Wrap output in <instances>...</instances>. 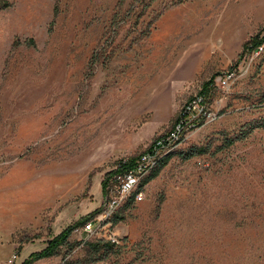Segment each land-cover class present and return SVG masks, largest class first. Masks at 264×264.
Masks as SVG:
<instances>
[{
    "label": "rangeland",
    "instance_id": "obj_1",
    "mask_svg": "<svg viewBox=\"0 0 264 264\" xmlns=\"http://www.w3.org/2000/svg\"><path fill=\"white\" fill-rule=\"evenodd\" d=\"M6 1L0 264H21L99 209L96 225L106 173L166 131L210 79L213 119L188 133L144 199L94 236L77 227L32 264H264V43L239 57L264 25V0H156L145 10L136 0ZM193 147L202 152L184 158ZM110 238L92 261L89 243Z\"/></svg>",
    "mask_w": 264,
    "mask_h": 264
},
{
    "label": "built area",
    "instance_id": "obj_2",
    "mask_svg": "<svg viewBox=\"0 0 264 264\" xmlns=\"http://www.w3.org/2000/svg\"><path fill=\"white\" fill-rule=\"evenodd\" d=\"M261 49V47H259ZM226 78H215L216 86L226 82ZM208 102L204 94L192 96L180 109L172 125L163 133L154 138L151 144L136 156L123 158L117 161L114 171L107 177L103 208L97 217L96 225L87 221L82 225L86 236H94L97 231L103 230V223L127 200L138 202L144 199L147 183L144 180L157 168L161 160L173 152L187 137L188 133L203 123L212 120ZM115 242V238L109 239Z\"/></svg>",
    "mask_w": 264,
    "mask_h": 264
},
{
    "label": "trees",
    "instance_id": "obj_3",
    "mask_svg": "<svg viewBox=\"0 0 264 264\" xmlns=\"http://www.w3.org/2000/svg\"><path fill=\"white\" fill-rule=\"evenodd\" d=\"M138 1L141 5H142V9L145 10L148 7H150L152 5V3H154L156 0H136ZM184 0H177L176 2L172 3V5H176L179 4L181 2H183ZM9 6V2L6 0H3L0 2V9L2 8H6ZM148 32H146L147 34ZM264 43V25L262 26V28L259 30V32L253 36L252 38H249L248 40H246L243 45H242V51L239 54V57L243 54L244 51L247 50H255L258 49L259 47L262 46V44ZM212 85V79L204 82L202 84V87L200 89V91L197 94H204L206 96V100H207V96L209 95V89L210 86ZM208 102V100H207ZM255 126L260 127V126H264V121L258 122ZM230 143H232V140L230 141ZM202 152V148L200 147H193L190 148L188 151L184 152V158H189L191 156H194L196 154H200ZM172 153V152H171ZM171 153L167 154L160 162V164L157 166V168L155 170H153L149 176H147V178L144 180L145 183H147L148 181H150L151 179H153L154 177H156L159 173V171L161 170V168L167 163L169 157L172 155ZM114 170L111 169L109 172L106 173V176L103 178V180L101 181V186H102V190H103V197L105 196V184H106V180L107 177L113 172ZM127 202H132V199L127 200ZM125 202V203H127ZM99 212V209H95L94 211H92L91 213H89L88 215L81 217L78 221H75L69 225H67L66 227H64L59 233H57L56 235H54L52 238H50L45 247L42 248L39 251H35L33 253H31L27 258H25L21 264H32L34 261L38 260V259H42V258H47L50 257L52 255H55L57 253V250L59 249V247L65 243H67L69 236L71 235V233L79 226L83 225L85 222H87L93 215H95L96 213ZM118 217L115 216V218L113 219V222L118 221ZM104 246L106 250L111 249L114 246V242L110 241V240H97L95 242L89 243L90 247L95 248L93 251L95 252L92 258L93 260H99L102 259L106 254H105V249L103 250L104 252H101L100 249H98V246Z\"/></svg>",
    "mask_w": 264,
    "mask_h": 264
}]
</instances>
